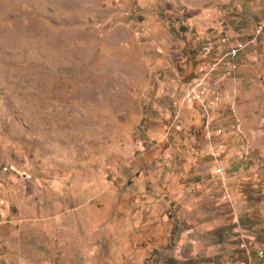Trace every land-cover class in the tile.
I'll return each instance as SVG.
<instances>
[{
    "label": "rangeland",
    "instance_id": "1",
    "mask_svg": "<svg viewBox=\"0 0 264 264\" xmlns=\"http://www.w3.org/2000/svg\"><path fill=\"white\" fill-rule=\"evenodd\" d=\"M0 264H264V0H0Z\"/></svg>",
    "mask_w": 264,
    "mask_h": 264
},
{
    "label": "built area",
    "instance_id": "2",
    "mask_svg": "<svg viewBox=\"0 0 264 264\" xmlns=\"http://www.w3.org/2000/svg\"><path fill=\"white\" fill-rule=\"evenodd\" d=\"M231 54H232V55H235V54H236V49H233V50L231 51ZM217 171H219V170L217 169Z\"/></svg>",
    "mask_w": 264,
    "mask_h": 264
}]
</instances>
